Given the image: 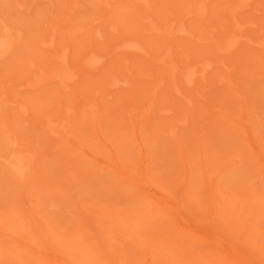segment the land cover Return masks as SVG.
I'll return each instance as SVG.
<instances>
[{
	"label": "rangeland",
	"instance_id": "obj_1",
	"mask_svg": "<svg viewBox=\"0 0 264 264\" xmlns=\"http://www.w3.org/2000/svg\"><path fill=\"white\" fill-rule=\"evenodd\" d=\"M231 1L0 0V264H264V0Z\"/></svg>",
	"mask_w": 264,
	"mask_h": 264
},
{
	"label": "bare ground",
	"instance_id": "obj_2",
	"mask_svg": "<svg viewBox=\"0 0 264 264\" xmlns=\"http://www.w3.org/2000/svg\"><path fill=\"white\" fill-rule=\"evenodd\" d=\"M56 1V0H55ZM232 1H234V2H232ZM231 2H232V4L235 6V3H237V7H235L234 9H236V8H241L243 5L241 4V3H243L244 2V6L245 5H248V3L250 4V1H248V0H232ZM135 2H137V3H139V4H141V5H143V6H145L146 8H148L149 7V0H135ZM248 2V3H247ZM198 4H200V3H198ZM205 5V4H204ZM232 5V6H233ZM242 5V6H241ZM159 6V5H158ZM233 6V7H234ZM239 6H241V7H239ZM199 7V6H198ZM203 7V6H202ZM201 7V8H202ZM230 7V6H229ZM246 7V6H245ZM155 9H156V7H154ZM243 8V7H242ZM54 9V8H53ZM154 9V10H155ZM205 9H206V6H205ZM231 9V8H230ZM55 10V9H54ZM160 10V9H159ZM196 10V9H195ZM233 10V9H232ZM191 10H189V12H190ZM192 11H193V9H192ZM200 11V10H199ZM203 11H204V9H203ZM206 11V10H205ZM225 11V10H224ZM229 11H231V10H229ZM236 11V10H235ZM188 12V11H187ZM51 13V12H50ZM204 14H205V12H203ZM202 13V14H203ZM228 13V12H227ZM188 14H190V13H188ZM193 14V13H192ZM234 14V13H233ZM135 16V15H134ZM201 16V15H200ZM232 16V15H231ZM125 17V16H124ZM137 17V16H136ZM123 19V18H122ZM136 19H138V18H136ZM124 20V19H123ZM126 20V19H125ZM135 20V19H134ZM154 23V21H152V22H150V24L152 25ZM239 23V22H238ZM139 25V24H138ZM172 25V24H171ZM241 25V24H240ZM48 26V25H47ZM174 26V25H173ZM177 27V26H176ZM174 28L175 27H173V30H174ZM151 30L152 31H154V32H156L157 30L158 31H160L159 30V28L157 29V28H155L154 26H152V27H150V30H148V31H150L151 32ZM147 31V32H148ZM165 31V30H164ZM150 32H148V33H150ZM161 32H162V30H161ZM4 33V32H3ZM89 33H90V31H89ZM174 33H176V34H178L179 36L181 35V36H184L185 37V35L186 36H188V35H190V33L184 28V27H181V25H179L178 27H177V29L175 30V32ZM239 33V32H238ZM244 33V32H243ZM10 34V33H9ZM9 34H7L6 36H4L3 34L1 35V36H3V40H2V45H3V50L2 51H0V55L2 56V57H5L6 55H8L9 54V50H10V46H12V44H13V40H12V37H11V35H9ZM157 34H158V32H157ZM237 35V37L235 36V40L232 42V40L230 39V37H233L234 35H230V37H229V35H228V37H229V39L231 40H229V42L230 43H226V44H224L223 46H222V44H221V46H219L218 47V50L219 51H221V52H223V53H232L233 51H236L235 49L241 44V40L243 39V35H242V33H241V35L240 34H236ZM177 36V35H176ZM173 37V36H172ZM178 37V36H177ZM245 38H247V37H245ZM2 39V38H1ZM0 39V40H1ZM165 39V38H164ZM172 39V38H171ZM216 39V38H215ZM234 39V38H233ZM224 40V39H223ZM226 40V39H225ZM247 40V39H246ZM228 41V40H227ZM248 41V40H247ZM249 41H250V39H249ZM41 43H43V42H41ZM45 46H47V47H51V43H43ZM259 44V43H258ZM131 46H132V44H131ZM122 47V46H121ZM126 47V46H125ZM127 47H128V45H127ZM134 48L136 47V49H137V46H133ZM129 48V47H128ZM138 48H140V47H138ZM169 48V47H168ZM122 49V48H121ZM130 49V48H129ZM114 50H116V49H114ZM119 50V49H118ZM128 50V49H127ZM132 51H133V49H131ZM135 50V49H134ZM117 51V50H116ZM135 51H137V50H135ZM138 51H139V49H138ZM113 53V52H112ZM171 56V55H170ZM101 58H103L102 56H101ZM61 59H62V61H63V64L64 63H66L67 64V59H66V54L64 53L63 54V56L61 57ZM99 59V58H98ZM173 59V58H172ZM94 60V59H93ZM92 60V61H93ZM96 60V59H95ZM94 60V61H95ZM100 60V59H99ZM101 61V60H100ZM104 61V60H103ZM96 62V61H95ZM94 62V64L92 65L93 67H95V65H96V63ZM169 62H170V60H169ZM169 62H166V64L167 63H169ZM171 62H173V61H171ZM171 62L169 63V65H171ZM165 63V62H164ZM181 63V62H180ZM183 63V62H182ZM187 63V62H186ZM186 63H185V65H186ZM219 63H221V62H219ZM65 64V65H66ZM98 64V63H97ZM100 64V63H99ZM98 64V65H99ZM174 64H175V61H174ZM184 64V63H183ZM197 64V63H196ZM61 65H62V62H61ZM90 65V63L88 64V66ZM97 65V66H98ZM176 66L178 65V64H175ZM175 65L173 66L174 68L173 69H175V68H177V67H175ZM184 65V66H185ZM188 65V64H187ZM187 65H186V67H187ZM64 66V65H63ZM87 66V67H88ZM183 66V67H184ZM189 66H190V64H189ZM254 66H255V68H256V75L258 76V77H261V78H264V60L263 61H261V62H258V61H256L255 63H254ZM66 66H64V68H65ZM90 67V66H89ZM170 67V66H169ZM181 67V69H182V65L180 66ZM212 64L210 63V62H207V63H205V64H202L201 65V67H200V65L199 66H193V70H194V74L196 75L197 74V76L200 78V79H202V81L203 80H205V77L207 76V74H208V70H211L212 69ZM60 68V67H59ZM168 68V67H167ZM185 68V67H184ZM63 69V68H62ZM92 69V68H91ZM93 69H95V68H93ZM169 69V68H168ZM179 69V68H178ZM180 69V70H181ZM58 70V69H57ZM66 70V69H65ZM64 70V71H65ZM170 70V69H169ZM180 70H178V72L177 73H179L180 72ZM60 70H58V72H59ZM63 71V72H64ZM89 71V70H88ZM173 71V70H172ZM176 71H177V69H176ZM55 72H56V70H55ZM50 73L49 75H44L43 77H41V78H37V79H35V81L36 80H39L40 82L39 83H41V84H43V82L44 83H48V82H50L51 83V81H54L53 79V77H55V74H57V73ZM107 72V71H106ZM184 72V71H183ZM177 73H176V76H177ZM61 74V75H60ZM60 77L59 78H62V80H63V73H62V71L60 72ZM180 74H182V73H180ZM186 74V73H185ZM193 74V78H194V75ZM58 74H57V76H59ZM74 77H75V72H74ZM142 75H144L145 76V74H142ZM183 75V74H182ZM182 75L180 76V77H182ZM141 76V75H140ZM148 76H150V74H148ZM168 76H169V74H168ZM198 79V78H197ZM31 81V80H30ZM58 81H61V80H58ZM193 81V80H192ZM195 81H196V78H195ZM191 82V81H190ZM194 82V81H193ZM39 83H38V85H39ZM112 84H110L112 87H121V85H126L127 84V82L126 81H120L119 79H115V78H113V80H112V82H111ZM172 83H173V81H172ZM62 84V83H61ZM63 84H65V83H63ZM158 84V83H157ZM189 84V83H188ZM191 84V83H190ZM195 84V83H194ZM30 85V84H29ZM44 85V84H43ZM46 85V84H45ZM159 85V84H158ZM175 85V84H174ZM23 86V85H22ZM21 86V87H22ZM26 86V85H25ZM35 86V85H34ZM32 87V89H34V88H36V87H33V86H31ZM66 87H69V86H67L66 85ZM30 89V88H29ZM177 90V89H176ZM32 91V90H31ZM40 103V102H39ZM58 104V103H57ZM93 107H94V105H93ZM91 108H92V106H91ZM95 108V107H94ZM59 111V110H58ZM94 110H93V108L92 109H90L89 111L86 109H84V114L86 115V117L88 118V119H90V117H94V113H96L95 111L93 112ZM84 115V116H85ZM90 116V117H89ZM96 116V115H95ZM86 117H85V120H86ZM70 118V117H69ZM94 120V119H93ZM91 121V120H90ZM49 122H50V120H49ZM68 124V123H67ZM68 133H70V132H68ZM29 161H30V159H28ZM28 160H27V158L25 157V156H23V155H21V154H16V152H12V155H11V157H10V160L8 161V164L10 165V169H11V171H12V173L13 174H15L17 177H19V178H23L24 177V175H25V173L29 170V166H30V162H28ZM52 206H54V205H52ZM153 219V218H152ZM114 220V219H113ZM130 221V220H129ZM135 219L134 220H131L129 223L127 222V223H125L124 224V222L123 221H117V222H115V221H113V222H109L108 224H106V226H105V228H104V230H105V238H106V241H107V243L108 244H111V243H113V242H115L114 240H115V238H114V236H115V233L116 232H120V233H122V234H124L125 235V239H129V240H132V241H134L136 238H138L139 236H140V234H139V232H134L133 230V228H134V225L132 224V223H135ZM123 222V223H122ZM136 226H138V224H136ZM136 226H135V228H136ZM134 232V233H133ZM116 235H118L119 236V233L118 234H116ZM116 237V236H115ZM122 237V236H121ZM117 239V238H116ZM137 240H139V239H137ZM140 241V240H139ZM139 243V242H138ZM144 244H146V243H143V244H141V245H143V246H145ZM156 244H154V246H155ZM146 246H147V244H146ZM145 246V247H146ZM153 246V247H154ZM157 246V245H156ZM248 246V245H247ZM255 246V245H254ZM158 247V246H157ZM258 247V246H257ZM147 248V247H146ZM236 248V247H235ZM157 249V248H156ZM254 249V248H253ZM252 249V250H253ZM172 250V249H171ZM241 250V249H240ZM159 251V250H158ZM189 251V250H188ZM32 252V251H31ZM257 252V251H256ZM262 252H264V251H262ZM169 253H172V252H169ZM189 253V252H188ZM187 253V254H188ZM243 253L245 254V252L243 251ZM250 253V252H249ZM261 253V252H260ZM251 254V253H250ZM263 254V253H262ZM261 254V255H262ZM170 255V254H169ZM172 255V254H171ZM166 257H167V255H166ZM171 257V256H170ZM235 258V257H234ZM173 259V258H172ZM221 259H219V261H220ZM178 261H180V260H178ZM213 261H214V259H213ZM217 260H215V262H216ZM238 261V260H237ZM169 262V261H168ZM181 262V261H180ZM212 263H214V262H212ZM211 263V264H212Z\"/></svg>",
	"mask_w": 264,
	"mask_h": 264
}]
</instances>
